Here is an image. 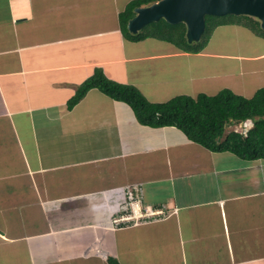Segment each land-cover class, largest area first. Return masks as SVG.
Here are the masks:
<instances>
[{
  "label": "crops",
  "instance_id": "obj_1",
  "mask_svg": "<svg viewBox=\"0 0 264 264\" xmlns=\"http://www.w3.org/2000/svg\"><path fill=\"white\" fill-rule=\"evenodd\" d=\"M128 1L0 0V264H264V158L141 124L97 88L66 107L98 67L152 102L264 86V50L124 38ZM131 187L155 213L117 226Z\"/></svg>",
  "mask_w": 264,
  "mask_h": 264
},
{
  "label": "trees",
  "instance_id": "obj_2",
  "mask_svg": "<svg viewBox=\"0 0 264 264\" xmlns=\"http://www.w3.org/2000/svg\"><path fill=\"white\" fill-rule=\"evenodd\" d=\"M156 0H129L118 13L120 30L124 38L138 41L153 37L167 41L182 51L198 53L208 42L219 25H242L264 39V28L250 15H205V28L196 42H187L185 25L171 24L163 18L145 24L133 33L127 29V21L134 15V7L148 5ZM90 88H97L114 100L126 103L136 120L151 127L174 126L187 139L199 143L214 152L227 151L245 160L264 158V86L258 87L250 97L224 87L214 94L198 93L195 97L179 94L166 101L152 102L134 85L109 79L100 67L76 86L66 107L71 109ZM251 119L252 125L242 130H226V126ZM108 264H119L113 257Z\"/></svg>",
  "mask_w": 264,
  "mask_h": 264
},
{
  "label": "water",
  "instance_id": "obj_3",
  "mask_svg": "<svg viewBox=\"0 0 264 264\" xmlns=\"http://www.w3.org/2000/svg\"><path fill=\"white\" fill-rule=\"evenodd\" d=\"M127 21L128 31L136 33L145 24L163 18L171 24L183 23L187 42L200 39L205 28V15H250L264 28V0H156L134 7Z\"/></svg>",
  "mask_w": 264,
  "mask_h": 264
},
{
  "label": "rangeland",
  "instance_id": "obj_4",
  "mask_svg": "<svg viewBox=\"0 0 264 264\" xmlns=\"http://www.w3.org/2000/svg\"><path fill=\"white\" fill-rule=\"evenodd\" d=\"M253 36H255V34L252 31H250L248 28L242 25H238V27L220 26V28H217L215 29L214 32H212L210 36L211 38L209 39L211 41L212 47L222 52L237 53V54L246 53L247 54V53H254V52H259V51L264 50V39L262 37H253ZM221 61H222L221 66L223 67L226 65H229V66L232 65L235 60L221 59ZM242 62H245V61L243 60L241 61V63ZM221 81L223 82L224 80H221ZM221 81H219V83ZM254 84H256V82ZM231 90L234 91L233 89ZM240 95L245 96L244 94H240ZM166 100L168 99L165 98L162 101H166ZM156 102H161V101H156ZM230 128L237 129L239 128V126L238 125H234L230 127L226 126V130ZM196 144H199V143H196ZM237 218L240 222L242 221L244 223L243 219L240 216H238ZM139 219L140 218H137V219L133 218V219H128V220H131L134 223H140Z\"/></svg>",
  "mask_w": 264,
  "mask_h": 264
},
{
  "label": "built area",
  "instance_id": "obj_5",
  "mask_svg": "<svg viewBox=\"0 0 264 264\" xmlns=\"http://www.w3.org/2000/svg\"><path fill=\"white\" fill-rule=\"evenodd\" d=\"M126 197H127V201L124 207V209L126 210L125 214L112 218L114 224L117 225L120 222H126L128 219H133V218L143 219L154 215L155 210L151 209L147 205L143 206L139 202L140 199L136 187H134V189L128 190Z\"/></svg>",
  "mask_w": 264,
  "mask_h": 264
},
{
  "label": "clouds",
  "instance_id": "obj_6",
  "mask_svg": "<svg viewBox=\"0 0 264 264\" xmlns=\"http://www.w3.org/2000/svg\"><path fill=\"white\" fill-rule=\"evenodd\" d=\"M234 125H238L239 128H237V129L232 128L233 130H242L243 132H245L252 125V121H251V119H247V120H244L241 122L233 123L230 126H234ZM131 189H134V187H131ZM124 207H125V205H124ZM124 207H123V211L125 212L126 210L124 209ZM140 220H142V219H140ZM129 221H131V220H128L126 222H129ZM121 223H123V222H120L119 224H117V226L120 225Z\"/></svg>",
  "mask_w": 264,
  "mask_h": 264
},
{
  "label": "bare ground",
  "instance_id": "obj_7",
  "mask_svg": "<svg viewBox=\"0 0 264 264\" xmlns=\"http://www.w3.org/2000/svg\"><path fill=\"white\" fill-rule=\"evenodd\" d=\"M139 202L141 203V201L139 200Z\"/></svg>",
  "mask_w": 264,
  "mask_h": 264
}]
</instances>
